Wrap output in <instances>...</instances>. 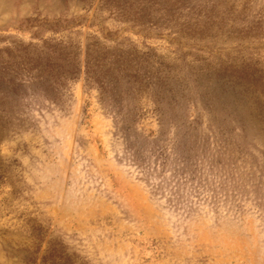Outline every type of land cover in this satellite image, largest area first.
Returning <instances> with one entry per match:
<instances>
[{
  "label": "rangeland",
  "instance_id": "374dc122",
  "mask_svg": "<svg viewBox=\"0 0 264 264\" xmlns=\"http://www.w3.org/2000/svg\"><path fill=\"white\" fill-rule=\"evenodd\" d=\"M0 264H264V0H0Z\"/></svg>",
  "mask_w": 264,
  "mask_h": 264
}]
</instances>
